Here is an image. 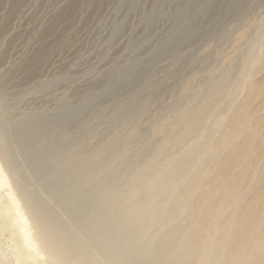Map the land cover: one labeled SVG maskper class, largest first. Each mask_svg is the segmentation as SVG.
I'll list each match as a JSON object with an SVG mask.
<instances>
[{"label": "rangeland", "instance_id": "1", "mask_svg": "<svg viewBox=\"0 0 264 264\" xmlns=\"http://www.w3.org/2000/svg\"><path fill=\"white\" fill-rule=\"evenodd\" d=\"M262 49L264 0H0L1 167L10 177L3 160L10 141L2 142V132L11 124L30 131L52 127L53 141L67 136L68 142L62 139L49 153V167L55 172L80 166L70 189L45 191L47 179L37 183L28 174L19 185L23 195L17 198L40 258L22 249L14 212L0 188V264H118L122 251V258L131 257L134 247L128 241L143 218L121 230L116 223L123 213L111 212L105 231L99 230L102 237L111 229L112 236H119L113 242L116 250L108 252L106 245L97 249L102 239L89 227L93 219L79 223L71 216L75 195L95 184L92 176L99 163L86 162V153L98 143L106 147V155L123 146L118 162L141 166L150 145L168 134L181 109L198 112L199 101L193 98L206 96L212 78L228 73L232 80L219 104L242 98L245 85L264 75ZM219 108L210 110L201 122L203 129L223 117ZM150 124L160 131L150 133ZM129 127L139 134L131 137ZM53 220L61 224L49 233L52 244L78 242L63 262L36 236V226ZM155 231L152 227L149 234Z\"/></svg>", "mask_w": 264, "mask_h": 264}, {"label": "bare ground", "instance_id": "2", "mask_svg": "<svg viewBox=\"0 0 264 264\" xmlns=\"http://www.w3.org/2000/svg\"><path fill=\"white\" fill-rule=\"evenodd\" d=\"M262 50L259 61L264 63ZM231 83L228 73L212 78L206 96L193 98L199 101L198 112L181 109L170 123L168 134L150 145L139 167L131 160L125 164L118 162L123 146L110 155L105 154L106 147L100 143L90 152L84 151L86 162L99 164L93 172L92 188L87 187L76 197L71 195L75 198L71 201L73 220L90 223L93 219L89 227L100 236L99 230L105 231L111 212L123 213L116 223L121 230L127 225L135 226L139 218L144 220L134 238L128 241L134 253L122 258L126 254L122 251L118 264H264V75L245 85L244 96L233 104H219V96L229 92ZM256 100L257 103H251ZM218 105V113L220 111L223 117L215 121L213 127L203 129L201 122ZM11 125L2 132V142L10 141L3 150L10 177L0 164V188L5 190L14 212L13 221L22 249L29 256L40 258L42 254L33 241L22 202L17 198L23 195L19 185L28 174L37 183L47 179L42 187L45 191L70 189L80 166L55 172L49 167V153L67 137L55 135L57 139L50 140L54 133L52 127L43 125L30 131L24 126ZM129 128H132L129 129L131 137L139 134L136 128ZM160 129L154 124L148 126L150 133H158ZM245 130L249 131L247 135L243 134ZM70 140L75 142L72 137ZM105 205L107 208L103 209ZM60 224L53 220L36 226L38 240L56 261L65 259L77 242H50L49 233ZM152 227H156V231L149 234ZM112 233H102L104 236L101 243L96 244L97 249L106 245V251L116 250L113 242L119 236L114 237Z\"/></svg>", "mask_w": 264, "mask_h": 264}]
</instances>
